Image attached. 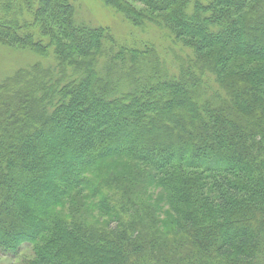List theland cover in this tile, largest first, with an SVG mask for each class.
<instances>
[{
	"label": "trees",
	"instance_id": "16d2710c",
	"mask_svg": "<svg viewBox=\"0 0 264 264\" xmlns=\"http://www.w3.org/2000/svg\"><path fill=\"white\" fill-rule=\"evenodd\" d=\"M78 1L0 0V44L39 59L0 83V252L264 264V0H105L172 65Z\"/></svg>",
	"mask_w": 264,
	"mask_h": 264
},
{
	"label": "rangeland",
	"instance_id": "374dc122",
	"mask_svg": "<svg viewBox=\"0 0 264 264\" xmlns=\"http://www.w3.org/2000/svg\"><path fill=\"white\" fill-rule=\"evenodd\" d=\"M77 8L83 18L82 22L93 27H107L118 39H121L122 43L130 46L141 47L145 43H153L162 57L172 65L171 55L167 51V45L170 42L165 40L162 33L157 31L148 33L143 29L133 28L125 16L118 13L105 0H79ZM176 51L178 56H182L181 49ZM38 60V56L29 50L0 44V83L9 77L11 78L18 70L27 68ZM47 62L44 60V63ZM30 258H33V248L29 244L24 245L16 256L0 252V264H23L25 260Z\"/></svg>",
	"mask_w": 264,
	"mask_h": 264
}]
</instances>
